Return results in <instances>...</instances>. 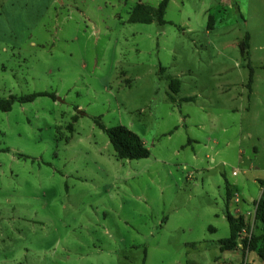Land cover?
<instances>
[{"label":"rangeland","instance_id":"obj_1","mask_svg":"<svg viewBox=\"0 0 264 264\" xmlns=\"http://www.w3.org/2000/svg\"><path fill=\"white\" fill-rule=\"evenodd\" d=\"M162 1L0 0V99L56 96L0 112V264H215L225 177L259 200L264 0H171L164 26L129 23ZM96 121L150 157L117 160Z\"/></svg>","mask_w":264,"mask_h":264},{"label":"trees","instance_id":"obj_2","mask_svg":"<svg viewBox=\"0 0 264 264\" xmlns=\"http://www.w3.org/2000/svg\"><path fill=\"white\" fill-rule=\"evenodd\" d=\"M171 0H163L157 9H153L143 4H138L130 19L131 24H152L157 22L159 25L164 26L166 24L165 15ZM213 26V17H209L208 29ZM242 54L249 59L250 54V36L247 35L241 46ZM165 69L161 68L160 71L164 72ZM169 89L178 95L181 90V82L178 79L168 78ZM253 85V72H251L248 82L249 91L252 90ZM41 97L56 98L55 95L46 92L35 93L24 97L10 96L8 99H0V112L7 113L12 110L14 103L27 104L32 103ZM186 101H192V99H186ZM98 128L104 132L112 145L115 157L119 161H140L148 159L151 155L144 141L132 132L130 129L123 126H116L107 128L103 124L96 121ZM72 130V127H70ZM260 185L263 188L262 197L256 202V215L255 220L257 223H261L264 228V181H260ZM227 201L228 204L232 198V191L230 185L226 182ZM226 219L230 228V237L228 239L220 241L221 251H237L239 249L238 238L240 237L244 229L250 228L243 216H234L228 210L226 213ZM243 252H255L260 258L262 264H264V236L252 235L251 239L244 240L242 243Z\"/></svg>","mask_w":264,"mask_h":264},{"label":"crops","instance_id":"obj_3","mask_svg":"<svg viewBox=\"0 0 264 264\" xmlns=\"http://www.w3.org/2000/svg\"><path fill=\"white\" fill-rule=\"evenodd\" d=\"M253 83H254V80H253ZM181 87H182V85H181ZM253 93H254V84L252 85V90L250 91V93L248 92V96H249L250 99L253 97ZM186 99H191V98H184V99H181L179 102L180 103L188 102V101H186ZM227 111L230 112V110H227ZM231 112H232V110H231ZM187 119L188 118L186 116V118L184 119L183 123H185L187 121ZM192 141H194V140H191V142ZM196 144H199V142L196 141ZM239 154H240V157H244V155H245L244 151H239ZM242 160H243V158L239 160L240 161L239 162L240 165L243 164ZM212 163H215V160L212 161ZM237 174H238V172H237ZM225 180L230 185V188H231V191H232V198H231V201L228 204V201H227V190H226V213H227V210H228L234 216H243L245 221L247 222V224L250 226V223H251V227L253 228V226L257 223L256 220H255L256 202H258L260 200V198L262 197L263 191H262L261 196H260L258 201L253 200L252 202H249V201L247 202V201H245L244 199L241 198V202L236 203L235 200L236 201H239V200L235 199V196H237V195L240 196V195H239L238 192L235 191V188L239 184V182L238 181H234L233 183H231V181H230L231 179L230 178L227 179L226 177H225ZM262 190H263V188H262ZM240 204H245L246 206H248V209L243 211V209L240 206ZM234 205H237V206H234ZM225 218H226V214H225ZM219 252H220V255L215 257V264H235L236 262H237L236 264H250V261H249V254L250 253L248 252V253H246V255H244V253H243L241 248H239L237 251L222 252L221 251V246L219 245ZM261 264H262V262H261Z\"/></svg>","mask_w":264,"mask_h":264},{"label":"built area","instance_id":"obj_4","mask_svg":"<svg viewBox=\"0 0 264 264\" xmlns=\"http://www.w3.org/2000/svg\"><path fill=\"white\" fill-rule=\"evenodd\" d=\"M233 175L235 176V175H237V172L235 171L234 173H233ZM252 229V228H251ZM249 229H244L243 231H242V233H241V235H240V237L238 238V243H239V248H241L242 250H243V245H242V243L244 242V240H248V239H251V237H252V233H253V231L251 230V233H250V231H248ZM246 253H248V252H246Z\"/></svg>","mask_w":264,"mask_h":264}]
</instances>
